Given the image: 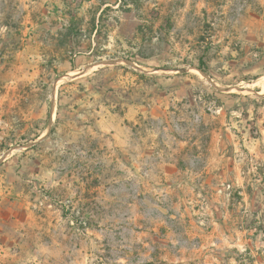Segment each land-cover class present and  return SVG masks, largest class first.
Wrapping results in <instances>:
<instances>
[{
    "label": "rangeland",
    "instance_id": "1",
    "mask_svg": "<svg viewBox=\"0 0 264 264\" xmlns=\"http://www.w3.org/2000/svg\"><path fill=\"white\" fill-rule=\"evenodd\" d=\"M21 2L0 0V264H264V0H123L71 74L28 67Z\"/></svg>",
    "mask_w": 264,
    "mask_h": 264
},
{
    "label": "crops",
    "instance_id": "2",
    "mask_svg": "<svg viewBox=\"0 0 264 264\" xmlns=\"http://www.w3.org/2000/svg\"><path fill=\"white\" fill-rule=\"evenodd\" d=\"M21 3L25 22L21 53L25 55L28 67L38 68L39 72L50 65L53 70L64 69L66 74H71L74 73L72 70L81 67L79 60L82 58L88 65L95 64H90V59L102 58L98 55L101 33L106 28L103 22L112 19V15L123 13V0H22ZM109 28V43L101 50L111 47V30L115 27ZM76 29L80 31L77 37ZM66 32L70 33L66 34L67 40L64 39ZM71 47L75 48L74 53Z\"/></svg>",
    "mask_w": 264,
    "mask_h": 264
},
{
    "label": "water",
    "instance_id": "3",
    "mask_svg": "<svg viewBox=\"0 0 264 264\" xmlns=\"http://www.w3.org/2000/svg\"><path fill=\"white\" fill-rule=\"evenodd\" d=\"M109 63H111V62H99V63H97V64L94 65V66L106 65V64H109ZM112 63H115V61H113Z\"/></svg>",
    "mask_w": 264,
    "mask_h": 264
},
{
    "label": "trees",
    "instance_id": "4",
    "mask_svg": "<svg viewBox=\"0 0 264 264\" xmlns=\"http://www.w3.org/2000/svg\"><path fill=\"white\" fill-rule=\"evenodd\" d=\"M199 69L203 70V69H204V67L200 66V67H199Z\"/></svg>",
    "mask_w": 264,
    "mask_h": 264
},
{
    "label": "bare ground",
    "instance_id": "5",
    "mask_svg": "<svg viewBox=\"0 0 264 264\" xmlns=\"http://www.w3.org/2000/svg\"><path fill=\"white\" fill-rule=\"evenodd\" d=\"M96 67V66H95Z\"/></svg>",
    "mask_w": 264,
    "mask_h": 264
}]
</instances>
